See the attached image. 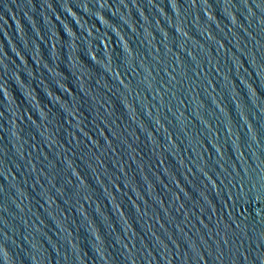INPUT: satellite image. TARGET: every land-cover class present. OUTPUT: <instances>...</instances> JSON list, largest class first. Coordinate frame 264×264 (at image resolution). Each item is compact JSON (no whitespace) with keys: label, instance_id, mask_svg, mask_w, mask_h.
<instances>
[{"label":"water","instance_id":"water-1","mask_svg":"<svg viewBox=\"0 0 264 264\" xmlns=\"http://www.w3.org/2000/svg\"><path fill=\"white\" fill-rule=\"evenodd\" d=\"M0 264H264V0H0Z\"/></svg>","mask_w":264,"mask_h":264}]
</instances>
